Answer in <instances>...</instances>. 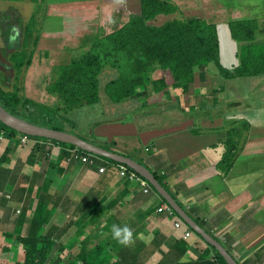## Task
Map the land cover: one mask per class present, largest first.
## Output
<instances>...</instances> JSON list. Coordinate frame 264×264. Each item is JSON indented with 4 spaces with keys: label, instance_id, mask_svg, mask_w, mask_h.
<instances>
[{
    "label": "crops",
    "instance_id": "crops-1",
    "mask_svg": "<svg viewBox=\"0 0 264 264\" xmlns=\"http://www.w3.org/2000/svg\"><path fill=\"white\" fill-rule=\"evenodd\" d=\"M0 1H7L6 10H9L7 23L2 16L6 12L1 14L0 11L3 19L0 24H12L9 31L1 29L0 45L5 43L7 49L9 43H14V51L20 47L28 23L22 9L30 5V13L37 19L35 35L38 38L28 46V56L36 59L43 53L46 60L55 58L52 70L82 53L81 39L85 35L103 36L121 27L131 14L141 11V0ZM173 1L180 8L187 6L197 11L196 17L217 25L220 63L225 68L241 63L240 54L245 43L233 37L230 20L255 21L257 28L251 45L264 46V0ZM226 13L231 18H226ZM31 64L23 66V70ZM111 70L105 69L104 82L116 77V72L111 73ZM195 70L197 77L188 88L170 86L167 93L151 90L148 97H132L119 103L102 93L101 102L90 111L94 117L88 126L64 123V127L103 148L113 147L117 153L135 159L154 175L161 176L165 182L162 185L178 204L240 264H264V74L224 79L214 63L209 65L204 76L199 69ZM16 72L14 78L21 70L16 69ZM0 73L4 74L2 70ZM52 73L54 76V71ZM157 74V78L163 77ZM214 74L218 75L219 83L215 84ZM40 81L44 82L42 87L47 97L57 101L56 96L46 91L52 80L47 83L42 77ZM214 89H219L216 94H212ZM243 123H248V129L241 138L237 158L232 168L222 173L218 163L229 129ZM20 138V135L15 137V154L4 164L17 166L16 187L26 184L24 173L32 177L40 168L44 173L36 175L39 184L41 179L49 181L51 177H58V190H62L66 198L77 206L93 202L96 209L92 215L102 213L98 223L102 239L111 233L115 219L117 226L127 225L135 229L133 235L138 233L142 250L150 254L148 264L195 262L198 258L215 255L214 249L194 230L185 238L189 225L184 222L176 227V221L181 218L176 211L173 215L158 211L169 203L154 187L150 193H145L138 181L120 175L117 164L100 158L99 165L107 166V171L101 174L97 167L63 158L59 155L63 146L49 140L40 141L52 151L47 154L49 161L38 156L34 164H28L26 159L34 141L23 144ZM4 143L5 139L0 136V148ZM56 162L59 166L55 173L50 163ZM45 198L42 195L40 200ZM33 202L28 217L35 209L36 201ZM14 214L12 212L9 217Z\"/></svg>",
    "mask_w": 264,
    "mask_h": 264
},
{
    "label": "trees",
    "instance_id": "trees-1",
    "mask_svg": "<svg viewBox=\"0 0 264 264\" xmlns=\"http://www.w3.org/2000/svg\"><path fill=\"white\" fill-rule=\"evenodd\" d=\"M178 12L180 7L173 0H141V11L131 14L121 27L103 36L82 37V53L71 58L69 62L54 67V76L47 90L57 97L58 108L52 109L22 94L21 87L16 83L13 90L0 85V104L8 112L25 121L66 131L62 117H58L63 116L59 115L60 112L65 113L67 118L71 111L85 106H96L101 102L102 93L113 102L119 103L132 97H148L151 90L167 93L170 86L188 88L197 77L195 69H199L204 76L211 63L218 67L219 76L224 79L264 74V46L251 45L257 28L255 21L230 20L229 27L233 37L245 43L240 54L241 63L232 68H225L220 63V38L215 23L196 16L173 17L160 24L152 21L159 15L170 16ZM36 28L37 19L34 15L26 25L20 47L16 48L9 58L14 69L22 71L23 66L31 63L27 49L33 40L37 41ZM107 68L115 70L116 77L104 82L103 73ZM158 69L166 71L167 74L161 78H153L152 74ZM217 92L218 89H214L212 94ZM28 106H36L40 114H49L48 120L26 114ZM67 121L69 124H76L73 120ZM247 129L248 123L229 129L228 139L223 144L222 158L218 163L222 173H227L232 168L241 138ZM18 135L22 138L25 134L0 120V136L5 139L0 148V223L1 220H11L8 229L0 227V234L15 237L22 245L23 259L15 264H47L52 251L61 248L67 250V255L77 264H148L150 254L149 251L142 250V242L137 238L138 233L133 235L135 243L128 246H122L113 240L112 233L102 239L99 236V230L102 228L98 226L102 213L92 215L96 209L93 202L88 206L85 203L77 206L76 202L66 198L62 190H58V177H51L52 180L49 181L41 179L39 184L36 175L44 173L40 168L35 170L32 177L24 173L26 184L16 187L19 180L17 166L7 167L4 164L10 162L15 154L14 140ZM29 137L28 143L34 142L26 159L28 164H34L38 156L45 160L50 159L47 154L52 151L42 145L41 140L62 145L63 149L59 155L67 160L72 155L71 150L78 148L54 139L30 135ZM106 148L115 151L113 147ZM100 158L119 164L106 157ZM50 166L56 173L55 169L59 163H50ZM155 175L160 183L165 185L163 178ZM36 185L37 194L33 197ZM42 195L46 196L43 201L40 200ZM163 200L166 201L164 198ZM33 201H36L35 209L28 217L33 208ZM12 212L15 216L10 218ZM111 225H116L115 219ZM88 227H91L90 232ZM130 229L132 232L135 230L131 227ZM16 233L18 235L15 236ZM211 247L215 253L213 257L198 258L195 262L177 261L172 264H228L218 250ZM64 260L59 256L53 264H63Z\"/></svg>",
    "mask_w": 264,
    "mask_h": 264
},
{
    "label": "rangeland",
    "instance_id": "rangeland-1",
    "mask_svg": "<svg viewBox=\"0 0 264 264\" xmlns=\"http://www.w3.org/2000/svg\"><path fill=\"white\" fill-rule=\"evenodd\" d=\"M181 1H182V3L188 2V0H185V1L181 0ZM7 6H8L7 1H0L1 14L6 12L5 14L2 15L3 17H5L4 21H6V22H4V23L8 22V17H7L8 13L7 12L9 10H6ZM28 6L29 7L24 6V9H22V13L24 15V18L27 19L29 22L32 18L33 13H30L32 6H30V5H28ZM132 12H134V11H132ZM197 13H198L197 11H194L192 9H188V7L186 6L183 8L181 7L180 12H178V13H175V14L170 15V16L159 15L152 21L156 24H160L161 22H164L166 19H169V18L193 17V16H196ZM226 14H227L226 18H231V17H227V16H230V15H228V13H226ZM2 16L0 17V23L3 22ZM11 21H12V19H11ZM4 28L7 31L11 30V28H12L11 22L9 23V25H5V26H2V24H0V32H1V29H4ZM222 29H224V27H221V30ZM221 33H222V31H221ZM229 43L231 44L232 42H229ZM229 43H227L228 46H230ZM1 44H3V45H0V70H2L4 74L0 73V85H2L5 89L13 90L15 83H16L21 87V93L22 94L28 96L29 98H31L33 100H35L34 98H36V101H40L41 103H43L45 105L47 104L52 109L58 108L57 106L59 105V103H58L59 101L58 100L53 101V100H51V98L47 97L48 94L46 95V93L44 92V87H42V84H44V82L40 81V78H42V77L44 79H47V83H49L52 80V78H53L52 68L56 64L55 63L56 59L55 58H48L46 60L44 58L43 53H42L41 58H40V56H37L36 59H35V57H33L31 59V62H32L31 66L28 68L26 67L27 69L24 68L25 70H23V68H22V71L19 74L20 77L14 78V76L17 72H16V69H14L12 67V64L9 60L10 55L7 56V54L8 53L11 54L14 51L15 44L9 43L7 46L9 48H7V49H6L5 43H1ZM40 59H41V61H40ZM113 71H115V70H111V73H113ZM157 73H159V75H163V76L165 74H167L166 71L160 69V70L154 71L152 76L157 78V75H158ZM12 78H13V80H12ZM213 78H214L215 84L217 83V81L219 83L218 75L214 74ZM29 84H30V88H28ZM40 87H42V89L35 90V89L40 88ZM46 91H48V90L46 89ZM96 107H97V105L96 106H85L83 108L76 109L74 111H71L68 114L67 118H66L65 113L60 112L59 115L63 114V116H58V117L59 118L62 117V123H65V124H69V122L67 120H73L75 123H79L81 126H88L90 120H92V118L94 117V114H92L90 111L95 110ZM37 110H38V108H36V106L35 107L34 106L33 107L28 106L25 110V113L28 115H31V117H38L41 120H48L49 114L45 115L42 112L40 114L39 111H37ZM52 114H55V113H52ZM10 223H11V220H10V222H7L5 220H3V221L1 220L0 227H3L4 229H8L11 225ZM16 235H18V233H16L15 236ZM67 253H68L67 250H63L62 248L57 249V250H53L52 255L48 259L47 264H53L54 260L59 256L62 259H65L63 264H72V263L77 264L76 261L74 259H72V257L67 255ZM23 255H24V252L22 249V245L16 241L15 237L10 238V237H6L3 234H0V264H15L16 261L23 259Z\"/></svg>",
    "mask_w": 264,
    "mask_h": 264
},
{
    "label": "water",
    "instance_id": "water-1",
    "mask_svg": "<svg viewBox=\"0 0 264 264\" xmlns=\"http://www.w3.org/2000/svg\"><path fill=\"white\" fill-rule=\"evenodd\" d=\"M0 120L6 124L7 126L30 136H38L48 139H54L57 141L70 143L78 148L98 155L100 157H106L108 159H112L118 163H122L135 170L138 174L147 179L150 184L155 188V190L166 199L170 206L180 215V217L198 234H200L211 246H213L218 252L225 258L228 264H240L234 255L228 251V249L214 236L208 233L204 227H202L198 222H196L186 210H184L175 198L170 194V192L160 183V181L156 178L154 173L136 161L135 159L110 151L106 148H103L97 144H94L88 140H85L74 133H70L64 130H57L54 128L36 125L30 123L28 121L23 120L20 117H17L10 112H8L1 104H0Z\"/></svg>",
    "mask_w": 264,
    "mask_h": 264
},
{
    "label": "built area",
    "instance_id": "built-area-1",
    "mask_svg": "<svg viewBox=\"0 0 264 264\" xmlns=\"http://www.w3.org/2000/svg\"><path fill=\"white\" fill-rule=\"evenodd\" d=\"M28 141H30L29 135H24L21 138V143L26 144ZM72 155L69 159V161H77L82 164H87L90 166H94L98 168L99 173H105L107 171V166L105 165H99L100 156L86 152L80 148H74L71 150ZM119 168L120 175L123 177H126L130 180H136L141 185L143 191L145 193H150L153 190V186L149 183L147 179H145L143 176L138 174L135 170L131 169L125 164L119 163L117 164ZM159 212L166 211L170 215H173L175 213V210L172 208V206L165 204L158 208ZM185 221H183L181 218L178 219L175 223L176 227H181L182 224H184ZM186 223V222H185ZM193 232V229L188 226V229L185 232V238H188Z\"/></svg>",
    "mask_w": 264,
    "mask_h": 264
},
{
    "label": "clouds",
    "instance_id": "clouds-1",
    "mask_svg": "<svg viewBox=\"0 0 264 264\" xmlns=\"http://www.w3.org/2000/svg\"><path fill=\"white\" fill-rule=\"evenodd\" d=\"M111 233L113 240L122 246H128L133 243V232L127 225L123 227L113 225Z\"/></svg>",
    "mask_w": 264,
    "mask_h": 264
}]
</instances>
